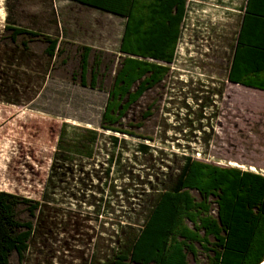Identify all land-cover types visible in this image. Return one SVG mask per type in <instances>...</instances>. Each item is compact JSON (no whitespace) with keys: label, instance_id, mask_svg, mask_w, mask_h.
Wrapping results in <instances>:
<instances>
[{"label":"rangeland","instance_id":"1","mask_svg":"<svg viewBox=\"0 0 264 264\" xmlns=\"http://www.w3.org/2000/svg\"><path fill=\"white\" fill-rule=\"evenodd\" d=\"M187 2L169 72L109 126L103 113L125 19L71 0H0V189L43 203L34 215L27 203L16 206L36 232L11 264H109L185 157L264 174V90L227 79L245 0ZM9 8L11 24L59 36L64 52L49 57L41 36L25 38L22 50L24 36L14 43L5 28ZM90 131L98 133L92 155L82 142L64 158L65 146L72 151ZM196 249L190 264H207L206 246Z\"/></svg>","mask_w":264,"mask_h":264},{"label":"trees","instance_id":"2","mask_svg":"<svg viewBox=\"0 0 264 264\" xmlns=\"http://www.w3.org/2000/svg\"><path fill=\"white\" fill-rule=\"evenodd\" d=\"M71 1L125 19L119 46L122 58L103 113V122H111V126L169 72L167 64L175 59L188 0ZM241 10L243 16L227 79L264 90V0H246ZM10 17L9 8L5 28L11 31L10 39L14 43L24 36L22 50H28L29 40L25 38L41 36L48 42L45 52L49 57L64 52L59 36L13 25ZM91 51L92 47H84L83 85H86ZM93 77L96 81V72ZM201 106L200 121H204L203 110L207 106L206 103ZM65 127L64 123L58 146L65 138ZM97 134L90 131L84 135L80 143L72 145V151L67 149L71 146H65L64 158L73 160L71 155L82 151L79 150L82 142L87 143L83 150L90 157V144L97 140ZM141 148L147 151L149 145L143 144ZM20 203H27L32 215L38 209L42 212L40 200L0 189V264H11L14 252L24 258L36 232L33 221L18 218L16 206ZM124 235L109 264H190L189 254L197 255V244H203L210 252L207 264H262L264 174L185 157L174 185L158 195L141 228H131Z\"/></svg>","mask_w":264,"mask_h":264},{"label":"crops","instance_id":"3","mask_svg":"<svg viewBox=\"0 0 264 264\" xmlns=\"http://www.w3.org/2000/svg\"><path fill=\"white\" fill-rule=\"evenodd\" d=\"M245 2H246V0H245ZM244 5H245V3H244ZM244 5H243V6H244ZM243 6H242V8H243ZM241 12H242V15H241V20H242V16H243V11L241 10Z\"/></svg>","mask_w":264,"mask_h":264},{"label":"bare ground","instance_id":"4","mask_svg":"<svg viewBox=\"0 0 264 264\" xmlns=\"http://www.w3.org/2000/svg\"><path fill=\"white\" fill-rule=\"evenodd\" d=\"M262 264H264V262H262Z\"/></svg>","mask_w":264,"mask_h":264}]
</instances>
